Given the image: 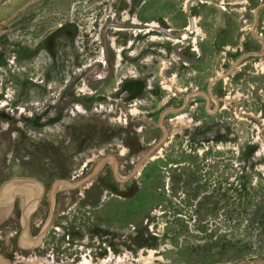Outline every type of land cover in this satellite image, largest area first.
Instances as JSON below:
<instances>
[{
	"label": "rangeland",
	"instance_id": "1",
	"mask_svg": "<svg viewBox=\"0 0 264 264\" xmlns=\"http://www.w3.org/2000/svg\"><path fill=\"white\" fill-rule=\"evenodd\" d=\"M17 177L45 186L34 236L54 183L82 184L40 246L0 222L14 264H264V0H0V187Z\"/></svg>",
	"mask_w": 264,
	"mask_h": 264
},
{
	"label": "water",
	"instance_id": "2",
	"mask_svg": "<svg viewBox=\"0 0 264 264\" xmlns=\"http://www.w3.org/2000/svg\"><path fill=\"white\" fill-rule=\"evenodd\" d=\"M161 143L162 142L158 143V145H155L150 151L144 154V156L139 161L137 168L140 165H142L144 161H146L148 158L152 156V152L154 151V149L157 148ZM105 162L106 161L103 160L100 162L101 164L99 163L97 168H95L94 174H96L99 170H101ZM61 183L68 184L71 187H78L82 184V181L72 182L66 179H59L54 183L52 190V205L50 212L41 228V231L36 236H34L30 231V221L32 215L36 212L39 204L41 203L42 198L44 197L45 194L44 184L35 178L17 177L8 180L0 187V206L1 207L8 206L7 215L2 220H0V222L4 221V219H6V217L11 213V210L12 208L15 207L17 200H19L22 203V212L20 218L22 231H21L20 239L22 240V243H23V239L26 237H30L32 239L31 243L28 245H24L20 243L21 246H23L24 248H28V247L34 248L40 246L44 242L48 229L50 228V226H52V221L55 217L56 192H58L56 190L58 189V184ZM26 185L35 186L36 188L34 199L30 205H27V207H25L22 202V195L24 193L23 189L24 186ZM10 188H14L11 197L9 198V200H4L5 193L9 191ZM0 264H14V262L9 257H7L2 252H0Z\"/></svg>",
	"mask_w": 264,
	"mask_h": 264
},
{
	"label": "flooded vegetation",
	"instance_id": "3",
	"mask_svg": "<svg viewBox=\"0 0 264 264\" xmlns=\"http://www.w3.org/2000/svg\"><path fill=\"white\" fill-rule=\"evenodd\" d=\"M165 89L167 88L168 90L170 89V90H173V87H169V86H166V87H164ZM207 92H208V90H207ZM209 93V92H208ZM177 93H173V95H176ZM198 96H201V97H204L205 99H207L208 100V98H209V101H210V99L211 98H213V96H211V94H209V96L208 95H206V93H203V92H201V91H194L193 93H191V96H190V98L192 99V101H195L196 100V97H198ZM177 97V96H176ZM193 97V98H192ZM187 106H188V104H187ZM186 108V107H185ZM179 111V109H177V108H173V107H170V108H167V110H166V113L164 114V116L165 115H167L168 113H170V112H178ZM218 111V110H217ZM210 112V111H209ZM176 118V117H175ZM174 118V119H175ZM177 119V118H176ZM178 119L179 120H181V117H178ZM159 128L164 132V135H163V137L155 144V145H158V143H160V142H162V144H165V140L167 139V138H169L170 137V133H169V129L167 128V126H165L164 124H162V122H160V124H159ZM196 141H197V139H196ZM154 147V146H153ZM158 148V147H157ZM156 151V150H155ZM109 157H111V159H113L114 160V162L118 165V163H119V161L117 160L118 158L116 157V156H109ZM105 165V167L106 166H108V165H110V160H108V161H106V163L104 164ZM104 167V168H105ZM103 170V168L101 169V171ZM131 171V170H130ZM116 174V173H115ZM117 176H118V174H117ZM125 180L124 181H128V180H130V178L129 177H125L124 178ZM123 181V180H122ZM56 197H57V195H56ZM23 199V198H22ZM57 199V198H56ZM18 201L19 200H17L16 201V204H15V207H14V214H15V219L16 220H20V216L19 215H21L20 213H21V210H20V208L18 207L19 206V203H18ZM33 216V215H32ZM33 219V218H32ZM39 222L40 223H42V225H43V223H44V221L42 220V218L39 220ZM35 222H34V220L32 221L31 220V222H30V231H31V233L33 234V230H34V226H35ZM21 230H22V227H21Z\"/></svg>",
	"mask_w": 264,
	"mask_h": 264
},
{
	"label": "bare ground",
	"instance_id": "4",
	"mask_svg": "<svg viewBox=\"0 0 264 264\" xmlns=\"http://www.w3.org/2000/svg\"><path fill=\"white\" fill-rule=\"evenodd\" d=\"M63 186H64V183L58 184V187H63ZM13 190H14V188H10L9 191H7L5 193L4 200H9ZM23 191H24L23 196H25L27 198V200L24 201V203L26 202L27 204L25 203L26 206L25 205L24 206L27 207V205H30L34 199L36 188H35V186L26 185V186H24ZM7 211H8V206H3L1 213H0V220H2L7 215ZM31 241H32V239L30 237H26L23 239V244L28 245L31 243ZM86 263L90 264V262H88V261Z\"/></svg>",
	"mask_w": 264,
	"mask_h": 264
}]
</instances>
